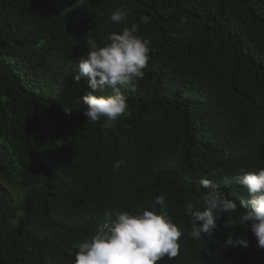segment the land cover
<instances>
[{
    "label": "trees",
    "instance_id": "16d2710c",
    "mask_svg": "<svg viewBox=\"0 0 264 264\" xmlns=\"http://www.w3.org/2000/svg\"><path fill=\"white\" fill-rule=\"evenodd\" d=\"M133 22L149 64L121 88L126 114L92 122L82 97L112 90L74 81L79 59ZM241 168H264V0H0V264H73L106 211L160 213L161 195L182 236L159 264H264L240 226ZM202 178L238 207L197 240L185 207L203 210Z\"/></svg>",
    "mask_w": 264,
    "mask_h": 264
},
{
    "label": "clouds",
    "instance_id": "9594fccd",
    "mask_svg": "<svg viewBox=\"0 0 264 264\" xmlns=\"http://www.w3.org/2000/svg\"><path fill=\"white\" fill-rule=\"evenodd\" d=\"M127 20V13L122 8L115 9L109 17L114 24H122ZM148 17H143L141 23H147ZM140 24L131 23L119 32H111L107 43L98 46L97 42L87 41L88 51L79 59L78 73L74 81L85 78L93 90H112L111 95L85 94L82 99L87 105L84 115L92 122L104 118L107 125L123 117L127 110V98L121 93V88L136 87V81L142 79L150 60V41L142 39L137 33ZM124 161H116L114 169L119 168ZM238 183L246 190L248 199H241L240 206L245 211L240 213V226L250 224V231L257 241V246L264 249V168L258 171L240 169ZM211 175H218L213 170ZM204 192L199 202L203 210L193 202L187 203L185 213L190 216V236L202 239L204 234H211L217 228L221 215L237 212V204L223 193L211 179L200 181ZM160 207V213L144 209L141 214H130L128 211H106V217L115 216L108 222L98 225L94 234L77 245L73 264H159L167 258L172 260L180 254L179 240L182 236L180 228L166 215L167 202L164 196H157L152 207ZM197 221L202 222L199 226ZM237 225L225 220L224 228H234ZM247 241L232 239L229 233L226 246L240 245L247 247Z\"/></svg>",
    "mask_w": 264,
    "mask_h": 264
},
{
    "label": "rangeland",
    "instance_id": "374dc122",
    "mask_svg": "<svg viewBox=\"0 0 264 264\" xmlns=\"http://www.w3.org/2000/svg\"><path fill=\"white\" fill-rule=\"evenodd\" d=\"M79 1V0H78ZM81 5V3H79V4H75V2H74V6H80ZM64 5L63 6H59V9L62 11V12H64L65 11V9H64Z\"/></svg>",
    "mask_w": 264,
    "mask_h": 264
}]
</instances>
